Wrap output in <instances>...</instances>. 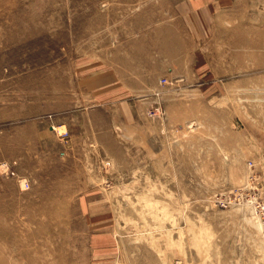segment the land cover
<instances>
[{
    "label": "rangeland",
    "instance_id": "obj_1",
    "mask_svg": "<svg viewBox=\"0 0 264 264\" xmlns=\"http://www.w3.org/2000/svg\"><path fill=\"white\" fill-rule=\"evenodd\" d=\"M256 194L264 0H0V264H264Z\"/></svg>",
    "mask_w": 264,
    "mask_h": 264
},
{
    "label": "built area",
    "instance_id": "obj_2",
    "mask_svg": "<svg viewBox=\"0 0 264 264\" xmlns=\"http://www.w3.org/2000/svg\"><path fill=\"white\" fill-rule=\"evenodd\" d=\"M24 186L28 187L27 181H24ZM252 197L254 198V205L256 207V211L264 221V194H256Z\"/></svg>",
    "mask_w": 264,
    "mask_h": 264
},
{
    "label": "crops",
    "instance_id": "obj_3",
    "mask_svg": "<svg viewBox=\"0 0 264 264\" xmlns=\"http://www.w3.org/2000/svg\"><path fill=\"white\" fill-rule=\"evenodd\" d=\"M88 75H89V74H88ZM88 75L86 74V77H87ZM104 82H105V81H104ZM106 82H107V81H106ZM106 82H105V83H106ZM112 82H113V81H112ZM97 84H98V83H97ZM108 85H109V84L104 85L103 83H102V84L99 83V85H96V86H95V89L98 87L97 89H99V91H101V92L103 93V91L105 90L104 87H107V88H106V92H108V91H109V89H108ZM109 87L114 88L115 86H114V85H111V86H109ZM101 88H104V89H101ZM110 89H111V88H110ZM99 91L95 90L96 93H98Z\"/></svg>",
    "mask_w": 264,
    "mask_h": 264
},
{
    "label": "bare ground",
    "instance_id": "obj_4",
    "mask_svg": "<svg viewBox=\"0 0 264 264\" xmlns=\"http://www.w3.org/2000/svg\"><path fill=\"white\" fill-rule=\"evenodd\" d=\"M247 200V202H251V206L253 207V210L255 211V213H256V218L259 220V221H261L262 223H264V221L262 220V218L260 217V215L258 214V212L256 211V207H255V205H254V198L253 197H250V198H248V199H246Z\"/></svg>",
    "mask_w": 264,
    "mask_h": 264
}]
</instances>
